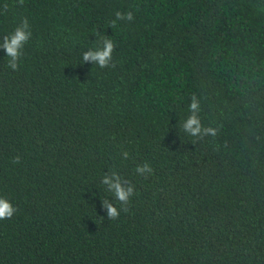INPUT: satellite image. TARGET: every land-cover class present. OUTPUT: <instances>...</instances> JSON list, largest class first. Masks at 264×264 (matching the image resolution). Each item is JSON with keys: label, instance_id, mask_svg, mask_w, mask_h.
Returning a JSON list of instances; mask_svg holds the SVG:
<instances>
[{"label": "trees", "instance_id": "16d2710c", "mask_svg": "<svg viewBox=\"0 0 264 264\" xmlns=\"http://www.w3.org/2000/svg\"><path fill=\"white\" fill-rule=\"evenodd\" d=\"M25 17L19 70L0 49V264H264V0H0V40ZM97 31L115 67L82 63ZM193 95L217 136L180 127ZM110 171L135 188L117 220Z\"/></svg>", "mask_w": 264, "mask_h": 264}, {"label": "clouds", "instance_id": "9594fccd", "mask_svg": "<svg viewBox=\"0 0 264 264\" xmlns=\"http://www.w3.org/2000/svg\"><path fill=\"white\" fill-rule=\"evenodd\" d=\"M23 3L24 0H18L19 5H23ZM2 11L6 14L8 11V5L5 4ZM134 18V13L131 11L127 13L118 11L115 14V19L110 22V27L115 28L117 21H133ZM96 36L98 38V46L82 54V63L91 62L94 66H98L101 69L115 67V64L113 63V53L116 45L113 40L105 37L99 31H97ZM31 37L32 32L30 24L27 17H25L11 34L5 35L2 40H0V49H3L6 52L8 67L12 70H19V62L24 55L23 50ZM189 111L191 114L185 120L180 122V127L186 134L195 137L198 140H202L207 136H217V128L210 126L205 127L203 125L199 116L201 111L200 101L195 95L191 98ZM122 155L125 160L129 158V153L127 151L123 152ZM20 160L21 158L17 156L13 160V163L18 164L20 163ZM135 171L144 176L151 174L153 169L150 164L146 163L137 166ZM101 183L106 186V191L110 193L114 200L120 205V207H117L109 199H102V207L106 210L107 219L117 220L121 215V210L124 212L129 211L131 197L135 195V188L129 181L123 179L116 171L105 173ZM17 211L18 208L15 207L12 202L3 196H0V221L11 219Z\"/></svg>", "mask_w": 264, "mask_h": 264}]
</instances>
